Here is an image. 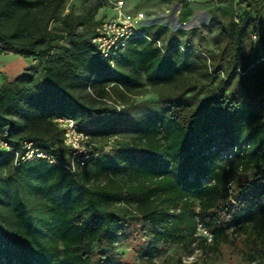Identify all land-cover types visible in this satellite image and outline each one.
<instances>
[{
	"label": "trees",
	"instance_id": "16d2710c",
	"mask_svg": "<svg viewBox=\"0 0 264 264\" xmlns=\"http://www.w3.org/2000/svg\"><path fill=\"white\" fill-rule=\"evenodd\" d=\"M65 1L0 0V52L39 61L0 83V264H132L113 248L131 230L148 262L175 244L215 251L233 243L230 233L244 232L249 264H264V111L226 90L238 66L245 78H263L262 48L242 52L254 20L221 29V53L233 44L230 67L207 52L212 72L224 76L196 105L175 102L132 124L109 100L111 90L182 75L190 42L182 52L173 34L162 40L145 27L149 39H132L112 65L92 42L105 18L81 31L91 17L65 13ZM240 1L246 14L257 9V0ZM61 40L68 43L58 46ZM255 103L264 105V96ZM60 117L89 135L87 159L73 157ZM93 134L116 150L100 156L105 146ZM219 145L236 147L231 159L219 162ZM199 226L211 246L197 236ZM176 264L197 263L180 256Z\"/></svg>",
	"mask_w": 264,
	"mask_h": 264
},
{
	"label": "rangeland",
	"instance_id": "374dc122",
	"mask_svg": "<svg viewBox=\"0 0 264 264\" xmlns=\"http://www.w3.org/2000/svg\"><path fill=\"white\" fill-rule=\"evenodd\" d=\"M117 0H66L64 12L91 17L80 30L88 32L94 22L100 18H110L115 15L114 3ZM124 9L130 12L141 11L145 14L144 24L148 31L156 37L165 40V34H173L176 44L182 52L187 49L186 41L190 42L188 49L187 67L184 73L172 80L160 84H152L145 77L130 91L111 90L110 101L121 106V117L128 123H139L149 118L163 115L170 104L175 102L196 105L199 98L205 96L207 90L218 84L224 76L222 70L218 73L211 70V59L207 52H213L215 58L221 60L225 67H230L233 44H229L225 53L222 52L226 38L222 28L231 22L244 23L248 18L254 20L250 35L243 40L242 52L249 47L259 46L264 54V0H257V9L248 14L244 12V5L240 0L220 2L218 0H124ZM93 17V18H92ZM251 22V21H249ZM60 18L52 25H59ZM256 34V38L252 37ZM67 44L61 40L58 44ZM185 48V49H184ZM39 61L33 57H25L13 50L0 52V83L24 72L31 65L37 66ZM227 91L238 92L246 96L248 104L258 111H264V105L255 103L264 96V75L260 79L245 78L238 66L226 84ZM96 146H105L100 156L105 152L116 150L115 145L100 134H93ZM125 137V136H123ZM218 160L223 163L236 152L235 146L219 145ZM216 150V148H213ZM123 208V205H119ZM141 227V224L138 225ZM235 227L234 225L232 226ZM197 236L207 238L208 246L213 244L212 236L207 230L199 226ZM251 236L253 234L251 233ZM230 238L233 243H220L218 249L203 250L196 244L189 248L175 244L168 249L158 251L152 261L140 258L141 240L133 230L127 236L120 235L113 248L122 254L124 260L132 264H176L178 257L182 256L187 262L195 261L197 264H249L247 253L250 251L244 242L246 233L233 232ZM97 246L95 245V249ZM258 258H261L259 256ZM264 260V258H263Z\"/></svg>",
	"mask_w": 264,
	"mask_h": 264
},
{
	"label": "built area",
	"instance_id": "2783aa9c",
	"mask_svg": "<svg viewBox=\"0 0 264 264\" xmlns=\"http://www.w3.org/2000/svg\"><path fill=\"white\" fill-rule=\"evenodd\" d=\"M124 0H117L114 3L115 15L110 18H105L99 22L95 27V35L92 42L98 49L99 56L103 59H108L113 65L115 58L124 52L128 43L138 37H145L149 39L148 33L145 29V14L144 12H130L124 9ZM255 38V36H254ZM118 109L121 106L117 105ZM59 127L64 133V142L71 148L73 157L87 159L90 150L94 144L90 141L89 135L80 130L77 122L73 118L60 117L56 119ZM4 146L7 143L2 141ZM31 143L29 144V147ZM34 151L31 149L26 152V157L32 156ZM39 156L47 157L52 161V158L43 153ZM25 156L22 158L24 159ZM81 161L83 164L84 161ZM74 166V161L72 162Z\"/></svg>",
	"mask_w": 264,
	"mask_h": 264
}]
</instances>
